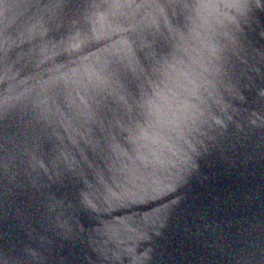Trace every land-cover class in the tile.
<instances>
[{
	"label": "water",
	"instance_id": "1",
	"mask_svg": "<svg viewBox=\"0 0 264 264\" xmlns=\"http://www.w3.org/2000/svg\"><path fill=\"white\" fill-rule=\"evenodd\" d=\"M0 264H264V0H0Z\"/></svg>",
	"mask_w": 264,
	"mask_h": 264
},
{
	"label": "snow or ice",
	"instance_id": "2",
	"mask_svg": "<svg viewBox=\"0 0 264 264\" xmlns=\"http://www.w3.org/2000/svg\"><path fill=\"white\" fill-rule=\"evenodd\" d=\"M109 2H111V0H109Z\"/></svg>",
	"mask_w": 264,
	"mask_h": 264
}]
</instances>
